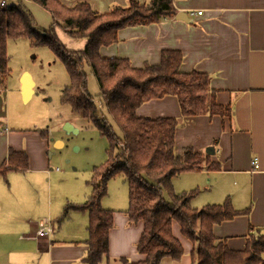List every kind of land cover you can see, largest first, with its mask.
Here are the masks:
<instances>
[{
  "label": "crops",
  "instance_id": "1",
  "mask_svg": "<svg viewBox=\"0 0 264 264\" xmlns=\"http://www.w3.org/2000/svg\"><path fill=\"white\" fill-rule=\"evenodd\" d=\"M79 1L89 2L98 12H108L129 2L63 0L69 6ZM173 3L177 13H187V21L175 15L150 24L124 27L118 31L117 41L102 46L100 53L105 57L127 58L133 67L142 68L158 64L165 50H179L183 55L181 72L198 71L209 76L216 102L230 106V115L185 117L174 95L145 102L136 113L176 118L179 126L175 146L179 153L185 148L202 152L214 148L211 159L220 164L221 170L201 171L206 196L193 205L201 208L220 204L228 197L236 210L249 208L247 215L235 216L213 227L214 235L224 239L231 249L243 250L249 226L264 229V0H173ZM85 44L86 41L83 47ZM8 93L7 89L0 92V164L7 160L10 149L24 151L29 157L26 171L49 174V162L44 155V138L48 136L9 127L4 107ZM30 137L36 139L35 145L29 144ZM254 158L258 159L257 167L251 164ZM18 172L21 171L7 174L9 182L7 176L0 177V222H3L0 264H83L88 252V213L72 210L62 219L63 208L54 209L50 199L47 209L43 205L39 212H31L35 207L29 186L24 180L10 176ZM73 201L82 203L85 199ZM30 212L35 215L33 219ZM44 219L53 225L57 222L59 228L55 225L52 235L37 238L38 222ZM143 229L141 222H130L125 211L116 209L114 226L109 232V250L100 264H123L124 258L131 262L144 260L145 256L137 251ZM172 230L184 253L178 260L164 257L160 264H194L193 243L175 221Z\"/></svg>",
  "mask_w": 264,
  "mask_h": 264
},
{
  "label": "trees",
  "instance_id": "2",
  "mask_svg": "<svg viewBox=\"0 0 264 264\" xmlns=\"http://www.w3.org/2000/svg\"><path fill=\"white\" fill-rule=\"evenodd\" d=\"M46 9L53 23L48 29L38 27L31 12L22 4L0 7V76L8 72L7 42L26 37L33 46H48L65 65L69 83L63 89L62 102L74 112L89 118L109 142L108 158L94 171L91 194L82 203H67L62 219L70 211L88 213V252L83 264H100L109 250V232L114 226L115 210L101 206L107 193L108 180L122 173L129 183V221L143 224L137 251L142 261L122 259L123 264H160L164 257L178 260L183 245L172 230L173 222L193 243L194 264H259L264 263V229L252 225L243 250L231 249L224 239L214 235L216 224L238 215H247L249 208L236 210L226 198L220 204L197 208L192 200L199 193L176 192L173 180L186 172L221 170L210 153L185 148L179 153L175 146L179 121L174 117L138 116L139 106L167 95L177 97L182 114L230 115V106L218 104L207 74L181 72L183 55L179 50H165L158 64L135 68L127 58L105 57L102 46L117 41L118 31L127 26L150 24L177 14L173 0H129L108 12H98L86 1L72 6L63 0H33ZM56 27L73 39H86L82 50H68L55 41ZM97 78L102 105L112 116L123 136H117L88 91L85 66ZM48 136V131L42 132ZM29 157L24 151L9 150L7 160L0 164V177L10 171H26ZM167 198L165 197V195Z\"/></svg>",
  "mask_w": 264,
  "mask_h": 264
},
{
  "label": "rangeland",
  "instance_id": "3",
  "mask_svg": "<svg viewBox=\"0 0 264 264\" xmlns=\"http://www.w3.org/2000/svg\"><path fill=\"white\" fill-rule=\"evenodd\" d=\"M12 4L24 5L40 28L48 29L53 23L51 14L33 0H7V5ZM55 31V41L66 49L84 48L83 42L86 39L70 38L58 27ZM7 53L8 72L0 76V92L2 89L9 92L8 97L4 99L7 124L28 133L48 131V137L44 138L46 139L44 155L51 170L48 174L29 169L10 176L24 180L29 186L31 203L35 207L31 212H39L43 205L47 209L49 199L54 209L61 207L64 210L68 202L74 203L75 199L86 200L91 194L90 182L94 178L95 169L102 167L107 161L109 142L89 118L82 113L74 112L69 104L62 102L63 89L69 83V77L64 63L48 46H33L30 39L20 37L8 40ZM84 69L87 74L88 91L98 105L101 97L97 78L89 66L86 65ZM24 72H29L35 82V93L26 103L22 100L20 83ZM98 106V114H103L117 136L122 137L120 128L105 106ZM67 122L78 129L77 134L65 132L64 125ZM30 139L29 144L35 145L36 139L31 137ZM203 177L201 171L182 173L173 180L174 189L176 192L199 190L192 200V204L198 203L206 196L202 187L205 186ZM6 178L9 182V175ZM128 190L129 183L126 177L122 173L114 175L107 182V193L101 200V206L126 211L129 207ZM164 195L167 198L166 194ZM31 212L29 216L33 219L35 215ZM55 225L59 228L57 222H54Z\"/></svg>",
  "mask_w": 264,
  "mask_h": 264
},
{
  "label": "water",
  "instance_id": "4",
  "mask_svg": "<svg viewBox=\"0 0 264 264\" xmlns=\"http://www.w3.org/2000/svg\"><path fill=\"white\" fill-rule=\"evenodd\" d=\"M176 18L180 19V20L187 21L188 15L186 12L180 11L176 14ZM20 83H21L22 100H23V102L26 103L32 98V96L35 93V82L32 78V75L29 72H24V74L20 80ZM64 130L66 133H71V134H77L78 133V129L75 128L72 124H70L68 122L64 125ZM57 143L61 144L60 142H57ZM57 143H56V146L58 145ZM206 152L213 154L214 148H208V149H206Z\"/></svg>",
  "mask_w": 264,
  "mask_h": 264
},
{
  "label": "built area",
  "instance_id": "5",
  "mask_svg": "<svg viewBox=\"0 0 264 264\" xmlns=\"http://www.w3.org/2000/svg\"><path fill=\"white\" fill-rule=\"evenodd\" d=\"M7 6V0H0V7H6ZM98 105H102L100 101H98ZM252 166L257 167L258 159L254 158L251 161ZM54 232V225L50 220H41L38 222V229L36 232L37 238H44L49 237Z\"/></svg>",
  "mask_w": 264,
  "mask_h": 264
}]
</instances>
